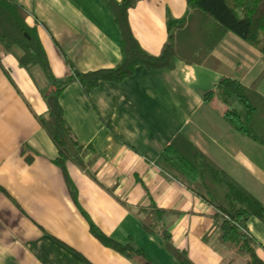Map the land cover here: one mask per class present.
<instances>
[{"label":"crops","instance_id":"crops-1","mask_svg":"<svg viewBox=\"0 0 264 264\" xmlns=\"http://www.w3.org/2000/svg\"><path fill=\"white\" fill-rule=\"evenodd\" d=\"M35 26L48 67L57 80L110 69L121 60L119 32L101 0H10ZM119 2L120 0H115ZM185 0H139L127 10L132 37L157 56L167 17L180 19ZM261 54L231 33L200 65L175 60L172 70L136 66L121 82L100 81L88 94L77 82L59 96L63 117L78 144L90 145L84 161L94 179L66 164L76 204L54 164L57 150L39 125L46 80L10 55L0 61V264H137L102 246L88 221L112 241L131 240L150 264H179L156 233L142 229L138 207L169 213L162 224L174 248L192 264H245L217 241L213 209L155 165L182 134L264 206V147L233 131L215 105L203 100L222 77L248 86L264 69ZM257 91L264 97V76ZM94 154V157L92 156ZM82 211V213H81ZM88 219V221H87ZM264 263V224L245 227Z\"/></svg>","mask_w":264,"mask_h":264},{"label":"trees","instance_id":"trees-1","mask_svg":"<svg viewBox=\"0 0 264 264\" xmlns=\"http://www.w3.org/2000/svg\"><path fill=\"white\" fill-rule=\"evenodd\" d=\"M101 1L119 32L120 62L110 69L85 73L78 72L68 62L71 74L57 80L48 67L35 26H28L25 22L26 12L10 0H0V61L3 55H10L19 68L30 73L31 67H37L45 77L46 86L38 93L46 109L36 119L57 150L54 164L61 171L69 196L75 204L76 197L65 170L66 164H74L93 179L94 173L87 169L92 158L84 161L91 146L78 144L62 118L58 99L69 84L77 82L82 92L88 94L100 81L121 82L138 65L147 71L172 70L176 59L186 65H200L225 33L234 34L256 49L264 63V0H185L187 12L184 17L176 20L166 18V40L157 56L148 55L141 50L128 25L127 10L139 0ZM263 76L264 69L248 86L222 77L205 94L203 100L215 106H224L219 112L226 124L236 133L264 147V97L256 89V84ZM234 104L239 108H235ZM170 140L160 152L155 165L213 209V229L217 233V242L222 247L231 250L236 256L245 257V264H264L254 253L255 243L245 228L250 217H255L264 224L262 203L213 164L182 134H176ZM168 213L169 211L152 204L136 210L144 232L158 234L160 244L179 264H192L184 251L171 244V236L162 224L163 217ZM88 229L89 234L102 246L117 252L123 258L137 264H150L144 258L143 251L131 240L119 245L101 233L91 221H88Z\"/></svg>","mask_w":264,"mask_h":264},{"label":"rangeland","instance_id":"rangeland-1","mask_svg":"<svg viewBox=\"0 0 264 264\" xmlns=\"http://www.w3.org/2000/svg\"><path fill=\"white\" fill-rule=\"evenodd\" d=\"M256 89H257V88H256ZM211 105H212V104H211ZM233 106H234L235 108H239V106H237V105H235V104H234ZM223 108H224V106H222V105H216V109H218V110H219V109L221 110V109H223Z\"/></svg>","mask_w":264,"mask_h":264}]
</instances>
